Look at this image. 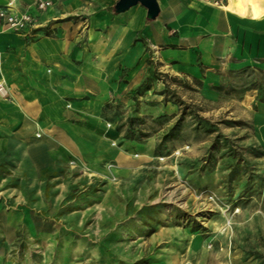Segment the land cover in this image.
<instances>
[{"label": "rangeland", "instance_id": "rangeland-1", "mask_svg": "<svg viewBox=\"0 0 264 264\" xmlns=\"http://www.w3.org/2000/svg\"><path fill=\"white\" fill-rule=\"evenodd\" d=\"M141 83L103 109L113 156L70 158L54 169L68 179L36 184L0 162L3 207L27 206L31 187L52 196L41 216L53 229L48 245L21 228L9 254L45 264H264V71L225 68L208 84L153 65Z\"/></svg>", "mask_w": 264, "mask_h": 264}, {"label": "crops", "instance_id": "crops-1", "mask_svg": "<svg viewBox=\"0 0 264 264\" xmlns=\"http://www.w3.org/2000/svg\"><path fill=\"white\" fill-rule=\"evenodd\" d=\"M50 1L39 10L37 0H0L34 19L22 31L0 23V162L16 179H68L54 174L68 159L113 156L103 109L150 66L208 84L225 68L264 71V0H157L154 18L140 3L116 12L117 0ZM40 193L26 191L27 206L0 204V264H45L9 254L21 228L48 245L41 216L52 196Z\"/></svg>", "mask_w": 264, "mask_h": 264}, {"label": "built area", "instance_id": "built-area-1", "mask_svg": "<svg viewBox=\"0 0 264 264\" xmlns=\"http://www.w3.org/2000/svg\"><path fill=\"white\" fill-rule=\"evenodd\" d=\"M51 4L50 0H37L36 7L39 10L47 8ZM0 23L7 29L13 31H22L26 26L34 23L33 16L27 12H17L9 6H0ZM7 90L5 85L0 81V96L5 97Z\"/></svg>", "mask_w": 264, "mask_h": 264}, {"label": "water", "instance_id": "water-1", "mask_svg": "<svg viewBox=\"0 0 264 264\" xmlns=\"http://www.w3.org/2000/svg\"><path fill=\"white\" fill-rule=\"evenodd\" d=\"M136 3H140L146 8L147 16L150 18H154L159 12L157 0H117L114 9L116 12H120Z\"/></svg>", "mask_w": 264, "mask_h": 264}, {"label": "trees", "instance_id": "trees-1", "mask_svg": "<svg viewBox=\"0 0 264 264\" xmlns=\"http://www.w3.org/2000/svg\"><path fill=\"white\" fill-rule=\"evenodd\" d=\"M142 87H147V86H144V84L143 83H140L139 85H137L136 87H134V88H132L131 90H130V92H137L138 90H140ZM136 119H138V117H133V116H131V117H128L127 118V122H128V129H127V132L125 133V135H126V137H128V138H130V137H132V136H130L131 134H133V126H134V121L136 120ZM179 119H181V118H179ZM201 118H199V120H200ZM201 120H203V119H201ZM139 121V120H138ZM175 126H177V124H175L172 128H170L169 129V131L163 136V138L165 139V138H167V137H169L170 135H172L174 132V128H175ZM210 157H211V154L209 155Z\"/></svg>", "mask_w": 264, "mask_h": 264}, {"label": "bare ground", "instance_id": "bare-ground-1", "mask_svg": "<svg viewBox=\"0 0 264 264\" xmlns=\"http://www.w3.org/2000/svg\"><path fill=\"white\" fill-rule=\"evenodd\" d=\"M254 12H255L256 15L259 13V12L257 11V9H256Z\"/></svg>", "mask_w": 264, "mask_h": 264}]
</instances>
